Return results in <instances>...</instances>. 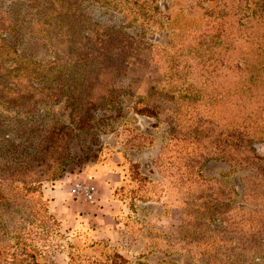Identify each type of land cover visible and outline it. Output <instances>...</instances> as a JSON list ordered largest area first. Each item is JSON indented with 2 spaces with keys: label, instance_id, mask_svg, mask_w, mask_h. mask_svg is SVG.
<instances>
[{
  "label": "rangeland",
  "instance_id": "374dc122",
  "mask_svg": "<svg viewBox=\"0 0 264 264\" xmlns=\"http://www.w3.org/2000/svg\"><path fill=\"white\" fill-rule=\"evenodd\" d=\"M240 1L0 0V264H264V141L238 150L217 48L258 40Z\"/></svg>",
  "mask_w": 264,
  "mask_h": 264
},
{
  "label": "trees",
  "instance_id": "16d2710c",
  "mask_svg": "<svg viewBox=\"0 0 264 264\" xmlns=\"http://www.w3.org/2000/svg\"><path fill=\"white\" fill-rule=\"evenodd\" d=\"M236 2L237 1H235V3ZM247 3L249 6H246ZM242 4H245V10H248L252 14L255 22L258 24L257 30L250 31V35L257 34L258 40H253L250 36H247L245 40H234L237 45L231 42L229 45H220L217 46V48L219 54H225L230 49L238 48L235 53L236 56L232 60L235 61L233 68H228L227 65H223V68L225 73L233 71L235 75L234 93L237 97L236 106L239 105V108H237L236 127L233 129L231 135L236 142L238 150H245L248 148L250 150L248 146H250L251 143L264 141V0H241L239 2V7H241ZM250 4H252V6H250ZM205 9L207 10V8ZM248 13L242 14V8H239L236 13V22L241 24V19L248 16ZM248 32L244 35L249 34ZM210 43L209 41L206 50H209V47L213 49L214 45H210ZM222 58L225 59V57ZM225 60L229 61L228 59ZM241 63H244V66H242ZM246 161L248 160H244V162ZM242 162L243 160L239 163ZM2 196L0 192V198H2ZM204 200L212 202L205 198ZM205 209L206 210L201 212L200 215L206 217H209L210 213L212 215L214 214V217H219L220 215V212L213 207L211 209ZM227 260L228 259L219 258L216 263L223 264V262H227ZM243 261H245L244 264H247L250 260ZM254 264H263V261L262 263L254 262Z\"/></svg>",
  "mask_w": 264,
  "mask_h": 264
},
{
  "label": "built area",
  "instance_id": "2783aa9c",
  "mask_svg": "<svg viewBox=\"0 0 264 264\" xmlns=\"http://www.w3.org/2000/svg\"><path fill=\"white\" fill-rule=\"evenodd\" d=\"M96 187L93 184H83L76 182L71 186L70 193L72 196H81L87 201H93L96 194Z\"/></svg>",
  "mask_w": 264,
  "mask_h": 264
}]
</instances>
